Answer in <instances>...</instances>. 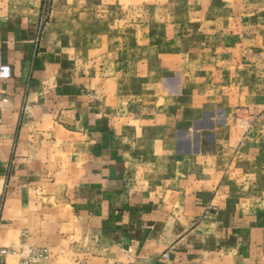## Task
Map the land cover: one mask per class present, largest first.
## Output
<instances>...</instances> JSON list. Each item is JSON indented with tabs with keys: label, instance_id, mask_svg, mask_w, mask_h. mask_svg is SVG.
I'll use <instances>...</instances> for the list:
<instances>
[{
	"label": "rangeland",
	"instance_id": "1",
	"mask_svg": "<svg viewBox=\"0 0 264 264\" xmlns=\"http://www.w3.org/2000/svg\"><path fill=\"white\" fill-rule=\"evenodd\" d=\"M30 1L43 23L67 19L84 47L99 35L94 45L115 53L101 63L125 64L133 84L146 64L148 85H159L146 103L165 109L180 156L148 171L161 182L148 189L165 195L183 232L159 235L163 248L140 251V263L264 264V0ZM74 222L53 260L43 248L47 264H92L104 252L87 233L94 225ZM16 245L35 247L25 233Z\"/></svg>",
	"mask_w": 264,
	"mask_h": 264
},
{
	"label": "crops",
	"instance_id": "2",
	"mask_svg": "<svg viewBox=\"0 0 264 264\" xmlns=\"http://www.w3.org/2000/svg\"><path fill=\"white\" fill-rule=\"evenodd\" d=\"M63 23L41 22L30 0H0V55L11 69L0 79V246L17 247L25 233L52 259L77 219L105 241L92 264H141L140 251L163 248L159 235L183 232L165 195L148 189L161 183L148 171L180 156L176 129L148 104L159 85H148L146 64L133 84L125 64L101 63L115 53L94 45L99 35L84 47Z\"/></svg>",
	"mask_w": 264,
	"mask_h": 264
},
{
	"label": "built area",
	"instance_id": "3",
	"mask_svg": "<svg viewBox=\"0 0 264 264\" xmlns=\"http://www.w3.org/2000/svg\"><path fill=\"white\" fill-rule=\"evenodd\" d=\"M11 77L10 66L1 60L0 55V79ZM47 250L27 246L26 250L17 249L13 245L0 246V264H47Z\"/></svg>",
	"mask_w": 264,
	"mask_h": 264
}]
</instances>
